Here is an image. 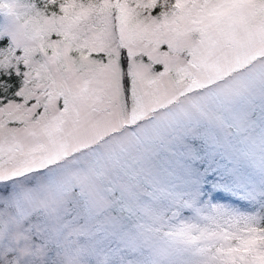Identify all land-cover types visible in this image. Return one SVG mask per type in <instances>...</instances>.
<instances>
[{"label": "snow or ice", "instance_id": "obj_1", "mask_svg": "<svg viewBox=\"0 0 264 264\" xmlns=\"http://www.w3.org/2000/svg\"><path fill=\"white\" fill-rule=\"evenodd\" d=\"M0 264H264V0H0Z\"/></svg>", "mask_w": 264, "mask_h": 264}]
</instances>
